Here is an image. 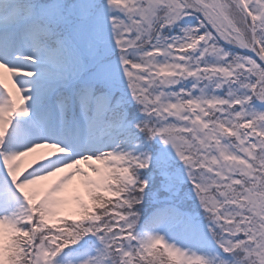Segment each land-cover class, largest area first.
Masks as SVG:
<instances>
[{"label": "snow or ice", "instance_id": "snow-or-ice-1", "mask_svg": "<svg viewBox=\"0 0 264 264\" xmlns=\"http://www.w3.org/2000/svg\"><path fill=\"white\" fill-rule=\"evenodd\" d=\"M0 264H264V0H0Z\"/></svg>", "mask_w": 264, "mask_h": 264}]
</instances>
